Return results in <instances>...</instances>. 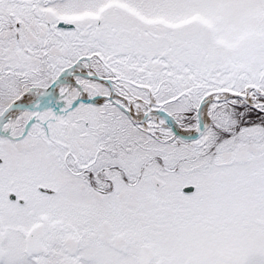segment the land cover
I'll return each mask as SVG.
<instances>
[{
  "label": "snow or ice",
  "instance_id": "obj_1",
  "mask_svg": "<svg viewBox=\"0 0 264 264\" xmlns=\"http://www.w3.org/2000/svg\"><path fill=\"white\" fill-rule=\"evenodd\" d=\"M0 264H264V0H0Z\"/></svg>",
  "mask_w": 264,
  "mask_h": 264
}]
</instances>
